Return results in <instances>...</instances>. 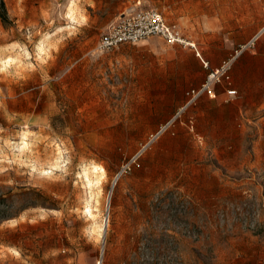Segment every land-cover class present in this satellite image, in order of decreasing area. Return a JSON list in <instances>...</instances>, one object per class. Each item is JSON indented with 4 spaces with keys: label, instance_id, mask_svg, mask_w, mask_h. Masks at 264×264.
Instances as JSON below:
<instances>
[{
    "label": "rangeland",
    "instance_id": "obj_1",
    "mask_svg": "<svg viewBox=\"0 0 264 264\" xmlns=\"http://www.w3.org/2000/svg\"><path fill=\"white\" fill-rule=\"evenodd\" d=\"M2 2L0 264H264V0ZM138 3L211 64L242 51L249 107L186 108L208 71L158 37L100 51Z\"/></svg>",
    "mask_w": 264,
    "mask_h": 264
},
{
    "label": "built area",
    "instance_id": "obj_2",
    "mask_svg": "<svg viewBox=\"0 0 264 264\" xmlns=\"http://www.w3.org/2000/svg\"><path fill=\"white\" fill-rule=\"evenodd\" d=\"M155 37L164 40L169 45H178L193 51L202 60L204 69L208 71L207 78L200 88L187 91L186 108L194 105L204 95L213 99L217 98L215 87L231 83V73L242 51H237L224 60L218 69H213L211 62L203 58L197 42L189 39L178 25L169 23L164 15L157 10L143 9L141 3L128 8L116 22L107 28L100 40L99 50L110 52L122 45H136ZM227 94L232 98L237 96L238 91L228 90ZM166 128L162 127L159 132L153 134L149 144L157 141Z\"/></svg>",
    "mask_w": 264,
    "mask_h": 264
},
{
    "label": "crops",
    "instance_id": "obj_3",
    "mask_svg": "<svg viewBox=\"0 0 264 264\" xmlns=\"http://www.w3.org/2000/svg\"><path fill=\"white\" fill-rule=\"evenodd\" d=\"M141 7L143 9H151V8L143 7L142 5H141ZM128 8H130V7H127L125 9V11ZM122 13H121V15H122ZM176 25H178V24H176ZM178 26L181 28L180 25H178ZM181 30L183 31L182 28H181ZM200 52H201V54H202V56H203L204 59L209 60V59H207V58L204 57L201 49H200ZM231 56H229V57H231ZM229 57H227L225 59H222L221 61L219 60V61L213 62L211 64L212 65V68L213 69H218L221 66V64L223 63V61L226 60V59H228ZM209 61L211 62V60H209ZM200 62L203 65V62H202L201 59H200ZM203 83L200 84L197 87H191L187 91H189L191 89H194V88H200L203 85ZM233 85H234L235 88L233 87ZM228 90H236V91H238L237 96L230 98L228 96V94H227V91ZM187 91H186V93H187ZM215 92L217 94V98H214L213 99V98L209 97L208 95H204L194 105H192L190 107H198V110L201 111V113L204 112L206 109H211V110L215 109L219 113H224V112L229 111V112H231L234 115L235 118L237 117L238 111L239 110H240V112L242 111V107H249L248 95L244 91V88H243L242 84L240 86L238 84V82L237 81H234L233 79H232L231 83H229V84H224V85L216 86L215 87ZM186 93H185V102H184V105L187 103Z\"/></svg>",
    "mask_w": 264,
    "mask_h": 264
},
{
    "label": "bare ground",
    "instance_id": "obj_4",
    "mask_svg": "<svg viewBox=\"0 0 264 264\" xmlns=\"http://www.w3.org/2000/svg\"><path fill=\"white\" fill-rule=\"evenodd\" d=\"M86 178H87V186L88 187H90V189L92 190L93 189V187H94V180H93V174L92 173H90V172H87L86 173ZM116 183V182H115ZM112 194H113V192H111V195H110V197L107 199V201H106V211H107V215L108 216H110V211H111V202H112ZM86 212L90 215V216H92L93 215V209H92V206H90L89 204L87 205V207H86ZM109 219H110V217L108 218V219H105L104 220V225H103V228H105V231H106V229L108 228V226H109ZM107 240V239H106ZM104 242V241H103ZM105 243V242H104ZM104 252H105V248H103V250H102V254H104ZM103 261V260H102ZM102 261L100 262V264H103L102 263Z\"/></svg>",
    "mask_w": 264,
    "mask_h": 264
},
{
    "label": "trees",
    "instance_id": "obj_5",
    "mask_svg": "<svg viewBox=\"0 0 264 264\" xmlns=\"http://www.w3.org/2000/svg\"><path fill=\"white\" fill-rule=\"evenodd\" d=\"M2 11H0V17L3 19V21H7L8 20V15L5 9V4L2 2Z\"/></svg>",
    "mask_w": 264,
    "mask_h": 264
}]
</instances>
